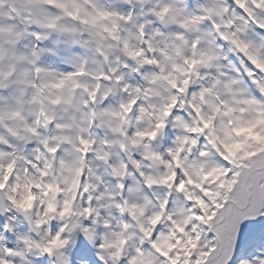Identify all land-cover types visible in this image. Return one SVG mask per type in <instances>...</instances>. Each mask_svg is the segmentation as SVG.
Returning <instances> with one entry per match:
<instances>
[{"label":"snow or ice","instance_id":"snow-or-ice-1","mask_svg":"<svg viewBox=\"0 0 264 264\" xmlns=\"http://www.w3.org/2000/svg\"><path fill=\"white\" fill-rule=\"evenodd\" d=\"M0 264H264V0H0Z\"/></svg>","mask_w":264,"mask_h":264}]
</instances>
